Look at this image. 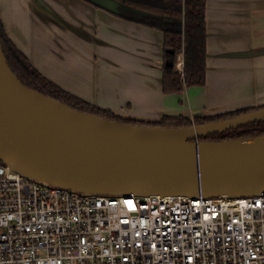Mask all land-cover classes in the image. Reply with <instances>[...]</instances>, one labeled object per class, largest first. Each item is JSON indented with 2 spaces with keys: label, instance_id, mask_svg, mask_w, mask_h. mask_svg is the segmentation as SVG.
Here are the masks:
<instances>
[{
  "label": "water",
  "instance_id": "1",
  "mask_svg": "<svg viewBox=\"0 0 264 264\" xmlns=\"http://www.w3.org/2000/svg\"><path fill=\"white\" fill-rule=\"evenodd\" d=\"M90 1L113 13L122 11L119 0ZM199 112L163 115L195 118ZM259 121H264V107L172 127L88 113L25 85L8 63L0 40V161L54 185L100 194L258 195L264 192V135L200 138Z\"/></svg>",
  "mask_w": 264,
  "mask_h": 264
},
{
  "label": "crops",
  "instance_id": "2",
  "mask_svg": "<svg viewBox=\"0 0 264 264\" xmlns=\"http://www.w3.org/2000/svg\"><path fill=\"white\" fill-rule=\"evenodd\" d=\"M127 17L87 0H0L5 33L32 64L118 118L158 121L176 111L207 116L263 106L264 0H207L206 85L172 94L162 86L163 31Z\"/></svg>",
  "mask_w": 264,
  "mask_h": 264
},
{
  "label": "built area",
  "instance_id": "3",
  "mask_svg": "<svg viewBox=\"0 0 264 264\" xmlns=\"http://www.w3.org/2000/svg\"><path fill=\"white\" fill-rule=\"evenodd\" d=\"M0 264H264V192L81 194L0 162Z\"/></svg>",
  "mask_w": 264,
  "mask_h": 264
},
{
  "label": "trees",
  "instance_id": "4",
  "mask_svg": "<svg viewBox=\"0 0 264 264\" xmlns=\"http://www.w3.org/2000/svg\"><path fill=\"white\" fill-rule=\"evenodd\" d=\"M93 3L90 0H87ZM122 11L115 13L124 16V6L145 11L146 15L132 13L127 18L158 28L164 33V66L162 86L166 94L179 93L187 87L204 86L207 82V0H119ZM96 5L95 3H93ZM98 6V5H96ZM131 17V18H130ZM0 40L8 63L19 79L28 87L54 97L76 109L101 117L118 120V116L64 90L43 75L30 59L8 38L0 20ZM184 54V70L176 68L179 54ZM171 63V64H170ZM261 107H264L261 106ZM254 108H246L221 114L194 118L178 115H163L158 121H137L130 123L151 126H186L238 116ZM264 135V121L250 123L221 133L201 137V140H225ZM2 163V161H0Z\"/></svg>",
  "mask_w": 264,
  "mask_h": 264
},
{
  "label": "rangeland",
  "instance_id": "5",
  "mask_svg": "<svg viewBox=\"0 0 264 264\" xmlns=\"http://www.w3.org/2000/svg\"><path fill=\"white\" fill-rule=\"evenodd\" d=\"M182 100H184V99H180L179 101H178V104H180V106H182V107H184L186 104H184V103H182ZM185 102V101H184ZM264 105V104H263ZM260 106H262V105H260ZM216 115V114H215ZM191 116V115H190ZM189 116V117H190ZM207 116H211V115H207ZM191 118L192 119H194L192 116H191ZM119 119H120V121H122V122H130L131 120L130 119H124L123 117L121 118V117H119ZM239 129V128H238ZM3 164H5L4 162H2ZM77 192H79V193H81V194H87V193H90V192H86V191H77Z\"/></svg>",
  "mask_w": 264,
  "mask_h": 264
}]
</instances>
